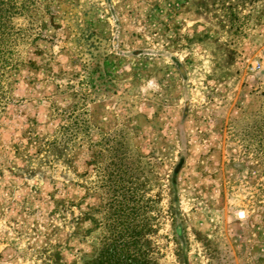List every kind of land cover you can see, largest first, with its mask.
I'll return each mask as SVG.
<instances>
[{"label":"rangeland","instance_id":"rangeland-1","mask_svg":"<svg viewBox=\"0 0 264 264\" xmlns=\"http://www.w3.org/2000/svg\"><path fill=\"white\" fill-rule=\"evenodd\" d=\"M14 20L0 264H264V0H34ZM121 129L126 211L90 147Z\"/></svg>","mask_w":264,"mask_h":264},{"label":"trees","instance_id":"trees-1","mask_svg":"<svg viewBox=\"0 0 264 264\" xmlns=\"http://www.w3.org/2000/svg\"><path fill=\"white\" fill-rule=\"evenodd\" d=\"M33 1L0 0V100H2L4 95L5 81L9 72L16 68L19 63L17 47L19 28L14 19L27 14L32 7ZM242 1L252 3L257 0ZM256 122L258 131L255 136H258L257 143L258 147H260L258 151L261 152V164L264 171V115H258ZM90 126L89 120L82 114H73L70 116L68 123L61 126L60 133L65 142L71 141L72 139L83 138L84 136L79 133L83 132L85 134L89 132ZM124 132L121 129L120 133L116 134L103 133L97 141L90 143L94 163L104 173L109 188L121 196L116 202L120 206L118 209L120 211H126L125 200L128 198L127 193L130 191L127 183L133 178L137 169L135 165L136 158L130 150L126 133L124 134ZM125 246L126 244H124ZM112 247L114 249V246ZM129 256H132V264H139L138 257L133 254L124 255L122 264H127Z\"/></svg>","mask_w":264,"mask_h":264}]
</instances>
